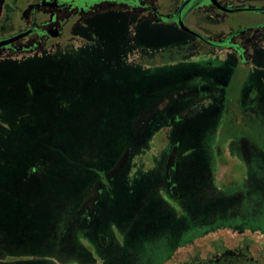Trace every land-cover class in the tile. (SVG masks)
I'll use <instances>...</instances> for the list:
<instances>
[{
    "label": "rangeland",
    "instance_id": "rangeland-1",
    "mask_svg": "<svg viewBox=\"0 0 264 264\" xmlns=\"http://www.w3.org/2000/svg\"><path fill=\"white\" fill-rule=\"evenodd\" d=\"M227 15L230 25L259 18ZM94 27L100 42L72 56L0 58V264H167L193 246L192 259L203 262L213 240L264 244V153L254 144L264 148V76L256 82L264 46L251 52L258 94L243 102L256 117L238 124L224 98L179 120L200 95L168 103L170 95L222 83L221 56L145 69L136 63L142 50L188 35L113 13ZM112 169L121 171L109 179Z\"/></svg>",
    "mask_w": 264,
    "mask_h": 264
},
{
    "label": "flooded vegetation",
    "instance_id": "flooded-vegetation-1",
    "mask_svg": "<svg viewBox=\"0 0 264 264\" xmlns=\"http://www.w3.org/2000/svg\"><path fill=\"white\" fill-rule=\"evenodd\" d=\"M218 1L229 9L251 6L249 3L242 4L245 0ZM237 1L240 3L236 4ZM256 1L261 3L251 7H255L253 12L259 13L257 21L246 25H230L227 14L239 11H223L210 0H7L0 18V41L18 38L1 48L0 58L39 53L72 56L100 42L96 37L94 23L105 14H121L131 20L134 26H165L181 30L188 35L183 41L153 53L142 50L136 63L145 69L153 68L152 64L164 67L190 63L197 67L199 64L196 61L214 51L221 56H215V60H222L218 72L227 69V78L230 75V79L226 78L222 83L214 80L198 88L197 85H189L172 93L168 103L194 92L200 95V99L185 111L194 107V111L200 110L202 113L207 108L215 107L216 103L223 104L225 98L227 112L235 107V119L242 125L241 118L251 120L256 117L254 110L250 113L243 106L247 98L251 97L254 101L258 94L255 82L249 80L250 73L254 72L255 61L251 52L258 45L264 46V5L263 0ZM180 20L192 30L191 33L180 27ZM230 64L233 67L237 65V70H231L228 67ZM238 65L241 70H238ZM213 71H210L209 78L218 73L213 74ZM198 72L203 74V69H197L195 74ZM258 74L256 82L261 80L260 75L264 76V64H259ZM237 78L245 79L240 89L233 86ZM238 108L240 116H237ZM182 113L177 117L179 120L188 117ZM254 144L264 153L259 142ZM242 235L239 233L237 237ZM233 245L234 248H227L224 239H220L219 244L213 240L211 247L214 253L208 261L203 262L197 257L192 259L194 246L187 247L167 264H264V244H260L259 240L239 238Z\"/></svg>",
    "mask_w": 264,
    "mask_h": 264
},
{
    "label": "trees",
    "instance_id": "trees-1",
    "mask_svg": "<svg viewBox=\"0 0 264 264\" xmlns=\"http://www.w3.org/2000/svg\"><path fill=\"white\" fill-rule=\"evenodd\" d=\"M160 66H162V65H158V64H152V66L151 67H153V68H162V67H160ZM164 67H166V66H164ZM160 105H162V104H159V105H155L148 113H149V115H151V118L147 121V123H144L143 125H142V128H141V130H137V123L134 125V129H135V131L136 132H142V131H144L145 130V128L149 125V123L152 121V119H153V117L155 116V115H157L158 114V111H157V107H159ZM157 106V107H156ZM160 108V107H159ZM233 108V110H235L236 111V108L235 107H232ZM0 113L1 114H3L2 113V110L0 109ZM197 113H201V111L199 110H195L194 111V107H192V109L191 110H188V111H184L183 113H182V115H184V116H188V117H191V116H193V115H196ZM241 114H240V110H239V108H238V111H237V116H240ZM236 117V116H235ZM141 118H142V116H141ZM6 131V130H5ZM1 140V139H0ZM256 143H257V141H255ZM1 144V143H0ZM260 145V144H259ZM127 149H129V148H127ZM127 149H126V151H127ZM131 150V149H130ZM129 150V151H130ZM125 156V152L124 153H122V156H121V158H123ZM119 165V163L116 165L117 167H119L118 166ZM113 171H112V173L110 174V178L109 179H113L121 170L119 169H112ZM142 173H144V172H142ZM146 173V172H145ZM105 184H108L107 183V180L106 179H102V180H99V181H97L96 182V184H95V186H96V188L98 187V189H97V193L96 194H98L99 192H101L104 188H105ZM99 186H100V188H99ZM94 189H95V187H94ZM96 190V189H95ZM95 194V195H96ZM84 209H85V205H83L82 207H81V209H80V214H82V215H84Z\"/></svg>",
    "mask_w": 264,
    "mask_h": 264
},
{
    "label": "water",
    "instance_id": "water-1",
    "mask_svg": "<svg viewBox=\"0 0 264 264\" xmlns=\"http://www.w3.org/2000/svg\"><path fill=\"white\" fill-rule=\"evenodd\" d=\"M7 0H0V18L3 14V9H4V5H5V2ZM210 2L216 6L217 8L223 10V11H226V12H229V13H233V12H236V11H239V12H243V11H253L255 10V7H251V6H247V7H243V8H235V9H229L223 5H221L219 3L218 0H210ZM179 25L181 28H183L185 31H188V32H192V30L187 27L183 21L180 20L179 22ZM18 37H15V38H10V39H7V40H1L0 41V53H1V48L3 47H6L7 45L11 44L12 42H14Z\"/></svg>",
    "mask_w": 264,
    "mask_h": 264
}]
</instances>
